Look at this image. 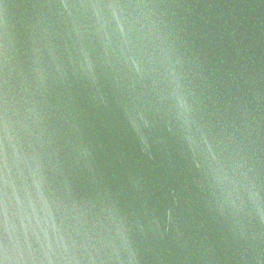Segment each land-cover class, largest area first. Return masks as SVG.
<instances>
[{"label":"water","instance_id":"obj_1","mask_svg":"<svg viewBox=\"0 0 264 264\" xmlns=\"http://www.w3.org/2000/svg\"><path fill=\"white\" fill-rule=\"evenodd\" d=\"M0 264H264V0H0Z\"/></svg>","mask_w":264,"mask_h":264}]
</instances>
